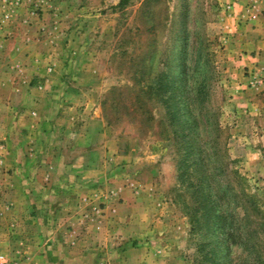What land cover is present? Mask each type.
<instances>
[{
	"label": "rangeland",
	"instance_id": "1",
	"mask_svg": "<svg viewBox=\"0 0 264 264\" xmlns=\"http://www.w3.org/2000/svg\"><path fill=\"white\" fill-rule=\"evenodd\" d=\"M119 1L0 0V264H207L225 253V264H264V246L236 231L245 211L248 226L264 222L251 220L264 213V11L249 21L246 0L233 21L235 0ZM170 65L185 66L199 121L189 143L163 137L166 108L144 86ZM22 120L33 124L25 135ZM88 147L92 172L62 187L41 180L58 165L78 171ZM181 148L203 163L214 211L198 207ZM67 197L80 205L74 224ZM31 199L49 200L48 215L25 208Z\"/></svg>",
	"mask_w": 264,
	"mask_h": 264
},
{
	"label": "trees",
	"instance_id": "2",
	"mask_svg": "<svg viewBox=\"0 0 264 264\" xmlns=\"http://www.w3.org/2000/svg\"><path fill=\"white\" fill-rule=\"evenodd\" d=\"M129 1L130 0H120L118 4L123 6L125 5V3H128ZM184 42L186 43L185 40H183V43ZM149 67L152 68L153 66L150 65ZM170 70H171V65H170ZM185 70L186 68L183 65L182 68L179 67L177 73H173L172 70L169 73L163 71L160 74H157L156 77L153 78L152 80L151 79L147 80L144 83V86L148 89L146 91V94L149 96V98H150L149 93H152L154 95V98L158 101V103L163 104L166 108L165 117L168 121L167 125L169 126L170 131H168L167 125L161 126L162 129L160 130V132L162 133L163 137L173 140H184L186 143H189L192 142L190 140H195L193 138V135L196 136L195 134L199 132L198 129L199 121L195 118H189L191 117V114L188 117L187 108H189L190 99L188 95V88H186L188 82H186L187 79L184 74ZM194 84L192 82V85ZM198 97L202 98L204 101L205 95L202 94L201 92H198ZM198 149H200L199 146ZM180 152H181L180 157L182 158V161L179 163V166L181 167L184 163V166L186 165V166H190L191 168H194L195 171L194 174L197 176L198 179L197 178L196 179L199 181V183L196 184V187L198 189L197 193L199 194L201 192V199H199L198 207L202 208V211H205V209L208 211H214L216 201L214 199H209L210 192H206V194L208 193V195L206 196L205 191L201 190L205 188L204 183H202L204 181V176H205L203 163L200 161V159L197 156H194V159L189 158L190 155L193 153V152H189V149L184 150L183 148H181ZM189 159H191V161H189ZM184 166L181 170L182 175H185L188 170V168H185ZM181 174L180 176L183 177ZM187 178L188 176L185 177L184 179ZM253 211H254V218H251L253 222H255L256 219H259L260 215H262V217L264 216V213L260 214L261 212L260 210H258V208L255 209L253 208L252 213ZM205 213H209V212L205 211ZM216 213H214L213 215L217 219H219V221L222 222L221 230L224 229L226 230L228 228L230 232H234L235 225L232 224V220L227 221L225 218L224 220L222 219L221 214H216ZM247 218H248V212L245 211V217L243 219L244 223L242 224L239 223L240 228L237 229L236 231L240 230L242 232L243 241L245 242L256 241L255 247L264 246V239H263L264 233H262L264 232V222H259L256 225V227L253 228L254 226H252V224H249L248 226ZM228 234L229 232L227 231V235ZM226 242L227 239L225 237V234L221 233V243H222L221 245L225 244ZM223 250H226V248H223ZM206 256H207V260H206L207 264H225V261L229 262V260H226L227 259L226 253L225 255L217 254L216 256H214L213 254H211Z\"/></svg>",
	"mask_w": 264,
	"mask_h": 264
},
{
	"label": "crops",
	"instance_id": "3",
	"mask_svg": "<svg viewBox=\"0 0 264 264\" xmlns=\"http://www.w3.org/2000/svg\"><path fill=\"white\" fill-rule=\"evenodd\" d=\"M226 1V0H225ZM252 2H251V4H249L251 7H246L247 9H248V12H249V10H250V16H248V18H249V21H252V17H254V19L255 18H258L259 17V15H261V12L262 11H264V0H251ZM245 2H246V0H235V1H233V5H232V8H233V10H234V14H233V16H232V20L234 21V19H236V20H240L243 16H244V14L245 13H248V12H246V11H243L242 12V10H243V6L245 5ZM245 10V9H244ZM230 25V24H229ZM231 25H233V23H231ZM228 26V25H227ZM231 28V27H230ZM231 29H233V27L231 28ZM230 29V30H231ZM256 59V57H254L253 58V60H255ZM34 113V112H33ZM25 121L26 120H24V122H23V120H22V122L21 123H16L15 124V126H17V127H22L23 128V130H21L20 129V133L21 134H26L27 133V131L29 132V129L28 128H32L33 127V124L32 123H25ZM26 129H27V131H26ZM16 145V144H15ZM18 146H20L21 147V144H20V142L18 143ZM34 147H31L30 149L31 150H28L29 148H27V147H24V148H22V149H24L25 150V161H24V164H25V166L21 169L22 171H24V175L26 176V177H29L30 178V180H33V178H37V177H40L41 176V174L39 173L40 172V170L37 168V166L32 162V158H31V156L33 157V156H35L34 154H32V149H33ZM84 152L82 153V156H83V158H85L84 160H83V164H82V166H81V168H79V170L78 171H74V170H70V169H61V168H65V166L64 165H62L61 167H59V165H58V167H57V171L55 170L54 172L53 171H51L50 173L48 172V173H45V175L44 176H42V181L44 182V180H47L48 182H46L47 184H55V183H58L59 185L58 186H60V187H62L61 185H63V183L65 182V180L67 181L68 179H70L71 177H75L76 175H77V173L80 175H82V174H84V173H90V172H92L93 170L92 169H90V168H87L85 165H84V163L86 162V160H89L90 159V157H91V155H92V152H91V147H88V148H86V149H84L83 150ZM82 156H80V158H82ZM37 157V156H36ZM79 157H78V159L77 158H75V159H73L74 161L76 160V162H75V164L77 165V164H79L80 162H81V159H80ZM13 161H14V164H13V171L12 172H15L14 171V169L16 168V165H20L21 164V159H20V157H17V158H14V159H12ZM37 160V159H36ZM73 166V165H72ZM39 171V172H38ZM44 173V172H43ZM43 175V174H42ZM41 186H43V183H42V185ZM84 188H87V187H84ZM51 186L50 187H48V189H46V191L47 190H49V193L51 192ZM69 191H71V193H77L76 192V190L75 189H72V188H69L68 186H67V192L69 193ZM25 192L27 193V194H31V197H33L34 196V193L33 192H30V190H25ZM53 194H54V192H52ZM51 193V194H52ZM50 196H52V195H50ZM52 199V198H51ZM65 203H64V207H61V208H65V209H67V211L70 213L69 215H68V218L67 219H72V221H71V223L72 224H74L75 222H76V219H75V214H78L79 215V212H80V205H76L78 202H77V200L75 201V200H72V202L71 203H69L70 201H71V199L69 198V197H67L65 200ZM75 201V202H74ZM47 203L48 204H46L45 206H44V208L41 206V204H37V201L34 199H31V201H30V203H29V205H26V207L25 208H30V209H36L37 211H38V213H39V211H42V213L43 214H45V215H48V213L50 212V210H51V208H50V201L49 200H47ZM35 207V208H34ZM51 218L52 217H50V221L49 222H53V223H56L57 222V216H54L53 218V221H51ZM74 218V219H73ZM71 237H72V242H74L73 243V246H72V248L73 247H76V246H80V244L76 241V239H74V237L71 235ZM44 240H46L47 241V239H44ZM80 250V249H79ZM66 251V250H65ZM72 251V250H71ZM46 253V252H45ZM49 254H52V250L50 251L49 250V252H48ZM48 253H46L45 255H44V259H45V257H48ZM73 253H76L75 251H73ZM50 256V255H49ZM74 256H76L75 254L74 255H72V257H74Z\"/></svg>",
	"mask_w": 264,
	"mask_h": 264
}]
</instances>
